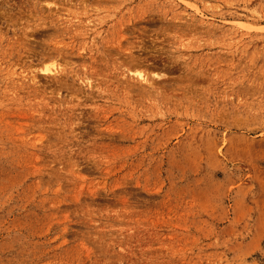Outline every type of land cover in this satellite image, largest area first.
Segmentation results:
<instances>
[{
	"label": "rangeland",
	"instance_id": "374dc122",
	"mask_svg": "<svg viewBox=\"0 0 264 264\" xmlns=\"http://www.w3.org/2000/svg\"><path fill=\"white\" fill-rule=\"evenodd\" d=\"M0 264H264V0H0Z\"/></svg>",
	"mask_w": 264,
	"mask_h": 264
},
{
	"label": "bare ground",
	"instance_id": "6f19581e",
	"mask_svg": "<svg viewBox=\"0 0 264 264\" xmlns=\"http://www.w3.org/2000/svg\"><path fill=\"white\" fill-rule=\"evenodd\" d=\"M137 73H139V72H137ZM138 76H139V78H144L143 76H142V74H137ZM146 80V79H145Z\"/></svg>",
	"mask_w": 264,
	"mask_h": 264
}]
</instances>
